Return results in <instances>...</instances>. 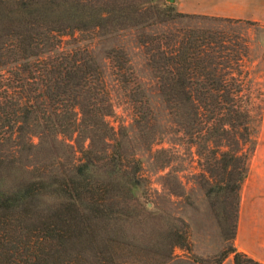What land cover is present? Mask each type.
<instances>
[{
    "label": "trees",
    "instance_id": "16d2710c",
    "mask_svg": "<svg viewBox=\"0 0 264 264\" xmlns=\"http://www.w3.org/2000/svg\"><path fill=\"white\" fill-rule=\"evenodd\" d=\"M194 17L164 0H0V264H114L108 245L116 227L129 221L110 195L125 127L110 121L108 83L93 45L79 34L112 23L139 29ZM144 38L140 46L158 74L172 124L209 151L212 192H235L239 206L259 145L264 88L256 104L249 81L244 107L245 81L230 71L241 59L223 40L184 31L168 49ZM110 56L117 80L137 98L134 120L141 125L150 100L139 101L146 98L140 84L127 78L117 51ZM66 148L73 158L55 170ZM232 255L235 264H263L236 247L217 264Z\"/></svg>",
    "mask_w": 264,
    "mask_h": 264
},
{
    "label": "rangeland",
    "instance_id": "374dc122",
    "mask_svg": "<svg viewBox=\"0 0 264 264\" xmlns=\"http://www.w3.org/2000/svg\"><path fill=\"white\" fill-rule=\"evenodd\" d=\"M164 1L173 4L179 13L195 17L173 23L149 22L141 27L144 32L141 28L113 27L112 23L105 26V31L79 34L86 45H93L94 56L108 83L115 111L110 121L117 129L125 127L119 135L124 142L122 162L117 167L119 177L110 195L121 201L118 207L129 221L116 227L108 250L113 253L114 264H217L225 251L236 247V238L232 237L237 213L239 223L241 199L238 206L235 192H212L215 185L206 172L205 157L209 151L198 150L172 124L159 89L158 74L150 66L146 48L140 42L145 37L154 40L153 48L161 43L170 49L182 32L193 30L206 34L210 40L225 41L231 55L241 59L230 71L245 81L244 107H248L249 81L253 82L256 104L261 102L259 93L264 88V24L198 18L212 16L185 13L191 0ZM112 51H117L120 61L126 63L127 78L140 84L141 93L146 95H141L139 101L150 100L149 106L143 108L145 119L141 125L134 120L137 110L132 100L137 98L131 100L124 84L115 76ZM255 96L260 98L255 100ZM262 132L264 115L260 137ZM201 143L205 144L204 140ZM72 158L70 149L61 150L52 168L65 169ZM220 178L219 175L217 179ZM222 264H235L233 255Z\"/></svg>",
    "mask_w": 264,
    "mask_h": 264
},
{
    "label": "crops",
    "instance_id": "0c3cea01",
    "mask_svg": "<svg viewBox=\"0 0 264 264\" xmlns=\"http://www.w3.org/2000/svg\"><path fill=\"white\" fill-rule=\"evenodd\" d=\"M184 12L264 24V0H191ZM236 247L264 264V132L242 190Z\"/></svg>",
    "mask_w": 264,
    "mask_h": 264
}]
</instances>
